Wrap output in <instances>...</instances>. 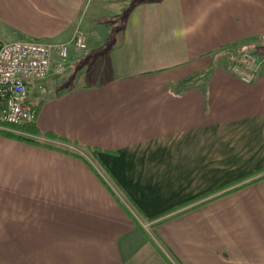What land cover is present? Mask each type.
I'll use <instances>...</instances> for the list:
<instances>
[{"label":"crops","instance_id":"crops-1","mask_svg":"<svg viewBox=\"0 0 264 264\" xmlns=\"http://www.w3.org/2000/svg\"><path fill=\"white\" fill-rule=\"evenodd\" d=\"M90 2L0 0V44H87L0 134V264H264V0Z\"/></svg>","mask_w":264,"mask_h":264},{"label":"built area","instance_id":"built-area-1","mask_svg":"<svg viewBox=\"0 0 264 264\" xmlns=\"http://www.w3.org/2000/svg\"><path fill=\"white\" fill-rule=\"evenodd\" d=\"M71 46L86 49L80 31L69 42L10 41L0 44V130L35 140L39 138L6 125L36 123V112L29 103L28 85L53 73L62 74L67 68ZM259 67L260 63L247 51L229 69L243 82L251 84L258 76Z\"/></svg>","mask_w":264,"mask_h":264},{"label":"trees","instance_id":"trees-1","mask_svg":"<svg viewBox=\"0 0 264 264\" xmlns=\"http://www.w3.org/2000/svg\"><path fill=\"white\" fill-rule=\"evenodd\" d=\"M245 54L244 51H241L239 53L234 54L233 58H232V64L236 63L237 61L241 60L243 55ZM230 70V69H229ZM9 128H13L22 132H25L27 134L33 135V136H37L38 135V131L35 127V124L32 125H16V126H11V125H6ZM0 134L5 135L7 137H12L21 141H27V142H32V143H37L38 141H36L35 139L32 138H28L25 136H21V135H17L15 133L9 132V131H5V130H0Z\"/></svg>","mask_w":264,"mask_h":264},{"label":"rangeland","instance_id":"rangeland-1","mask_svg":"<svg viewBox=\"0 0 264 264\" xmlns=\"http://www.w3.org/2000/svg\"><path fill=\"white\" fill-rule=\"evenodd\" d=\"M91 4H92V0H91V2H90ZM86 42V41H85ZM87 45V44H86ZM87 48V47H86ZM235 54L232 50H230V49H227V48H225V49H223V50H221L220 51V54H221V56H225V55H227V54ZM250 54H252V55H255V53L254 52H251V51H248ZM233 57V56H232ZM230 65H232V62L230 63Z\"/></svg>","mask_w":264,"mask_h":264}]
</instances>
